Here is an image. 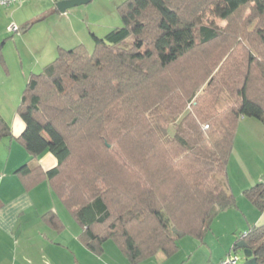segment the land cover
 <instances>
[{
  "label": "trees",
  "instance_id": "obj_1",
  "mask_svg": "<svg viewBox=\"0 0 264 264\" xmlns=\"http://www.w3.org/2000/svg\"><path fill=\"white\" fill-rule=\"evenodd\" d=\"M117 13L122 26L92 36L91 54L60 49L30 76L16 139L29 160L16 175L26 189L48 183L91 252L110 240L140 264L174 255L185 236L202 239L236 205L227 167L238 123L264 127V0H125ZM10 137L0 118V139ZM46 153L54 168L32 164ZM243 196L264 211L263 183ZM241 240L264 264V224L231 252Z\"/></svg>",
  "mask_w": 264,
  "mask_h": 264
},
{
  "label": "crops",
  "instance_id": "obj_2",
  "mask_svg": "<svg viewBox=\"0 0 264 264\" xmlns=\"http://www.w3.org/2000/svg\"><path fill=\"white\" fill-rule=\"evenodd\" d=\"M119 1L109 0L107 4L110 5L98 18V24L97 19L92 22L86 20L91 17L89 11L53 13L54 4L45 13L38 12L41 15L36 20L23 18L21 13L24 9H30L31 2L0 7V118L6 122L12 134L10 138L0 139V264H131L113 245L106 244L105 248L104 243L100 255L91 252L80 240L81 226L54 195L48 183L42 181L26 189L16 175L17 169L29 160L26 151L23 153L16 142L24 131L17 109L23 87L34 74L33 71L40 67V62L48 57L47 44L56 43L58 52L83 45V42L89 43L90 38L84 33L85 27L90 28V32L94 31L92 27H97L101 35L119 28L121 21L117 7L122 3L119 4ZM14 17L19 19L17 24L22 35L8 38L7 28L15 22ZM41 18L43 20L34 23L39 24L40 29L28 39L29 31L22 32V29ZM71 21L78 22L82 27L74 29ZM40 158L33 160L32 164L45 170L56 166V159L51 154L46 153ZM227 181L230 192L236 198L235 207L218 214L219 227L210 226V237H214L209 242H206L208 234L202 237L201 243L196 241V246L205 244L211 247L216 244L215 238L220 237L221 233L226 234L222 240L223 253L231 252L237 235L264 224V211H258L243 196L244 190L258 183L264 184V127L257 120L241 118L238 123L227 167ZM229 216L238 224H232ZM177 252L170 257L157 254L140 264H183L184 258L177 257ZM223 258L221 253L214 264Z\"/></svg>",
  "mask_w": 264,
  "mask_h": 264
},
{
  "label": "rangeland",
  "instance_id": "obj_3",
  "mask_svg": "<svg viewBox=\"0 0 264 264\" xmlns=\"http://www.w3.org/2000/svg\"><path fill=\"white\" fill-rule=\"evenodd\" d=\"M124 1L125 0H120L119 4L121 2H124ZM28 2H31L30 9L29 10L28 9H24L21 13L23 15V18H30L31 17L30 20H36L41 15V13H38V12H44L45 13L47 10L53 8V3L50 0H24L22 3L25 4V3H28ZM108 2H109V0H92L91 3L71 8L68 11H73V13H77V12H81L82 13V12L89 11L88 13L91 14V17H88L89 19L86 18V20H89V22H92L93 20L97 19L96 21H97V24H98V18L100 17L101 14L105 13L104 10L106 8H108L109 5H110V4H107ZM0 7H2V6H0ZM95 14H96V17H95ZM244 16H247L246 13H244ZM14 19H15V22H12L11 24H16V26L19 27L20 25L17 24L19 19H16V17H14ZM67 19H69V18H67ZM118 19H119V21H121L120 17ZM70 20H71V18H70ZM203 20L207 24L213 23L214 25H219L220 27H223L225 25L224 21L216 19V18L212 17L211 15H209L208 13L205 14ZM70 23L72 24V27L74 29L77 28L78 26H81L78 22L74 23V22L71 21ZM73 23L75 24V26L73 25ZM237 23H239V22H236V24ZM119 24H120V27H121L122 26V22H119ZM38 25L39 24H34L31 27L32 29L30 28L31 30L30 29L27 30V31H29V36H27L28 39L31 36H33L36 33V31H38L40 29L41 26H38ZM237 25H239V24H237ZM92 28H94L93 29L94 31H91V32H90V28L89 29L86 28V27L84 28L85 29L84 33L87 34V36L90 38V41H89V43H86V42L82 43L83 46H85V48L87 49V51L90 54L93 52V48H94L93 41H92V34H94L98 38H103L106 35V33L105 34L102 33L104 35H101V33L98 31L97 27L96 28L92 27ZM20 33H21V31L19 33H10V32H8V38L9 37H15L17 35H22ZM131 42H132V38H128L125 41V45H122V46H128ZM65 48H67V47H65ZM69 49H71V47H68L65 50H69ZM46 51H47L48 57L45 60H42L40 62L41 65H40L39 68H37V69H35V71H33L34 74L41 73L45 66H47L48 64H50L51 62H53L55 60V58L58 55L56 43H54V42L51 43L50 42L49 44H47V50ZM25 71L28 72V68L26 66H25ZM23 89H24V87H23ZM22 92H23V90H22ZM181 119H182V117L180 116L179 118H177V120H176V122L174 124H171L168 127V130H167V136L168 137L171 138L172 136H174V134L176 133V128L179 125V122L181 121ZM18 147H20L22 149L21 151H23V153H25V150L20 145ZM37 159L40 160L41 158L39 157ZM62 210L64 211V213L66 215H68L69 219H71V221L73 222L72 218L70 217V215L67 213V211L63 207H62ZM216 217L212 221L211 227H214V228L215 227H219V224H218L219 222H217L218 220H217ZM228 218L231 219L232 224H235V225L238 224L237 221L235 219H233L232 216H229ZM209 230L207 231L208 233L206 232L204 234V235L208 234V236L206 238L207 239L206 242H209L212 239V237H214V235L212 237H210V235H212V232H209ZM221 230L224 231L222 228H221ZM240 230H242V229H240ZM239 232H241V231H239ZM225 235L226 234L221 233L220 237L218 236L217 238H215L214 240L216 241V244H212L211 247H209L208 245L204 246L205 244L202 245V246H199V244H198L196 246V244H197L196 241L201 243V241H203V240L194 238L192 236H185V237H183L182 239L179 240L180 245H179V243H178V245L180 246V250H179L180 252L179 251L177 252V255H178L177 257H183L184 258L183 264L184 263H187V264H214L216 262L214 260L221 253L223 254V257H226L227 254L230 253L232 256H237L239 258V262L241 264H244L246 262V260H247V257L244 255L242 250H238L236 252H228L227 251V252L223 253V251H222V240H223ZM237 237H239V235H237ZM106 244H109L110 246L113 245L114 247H117L110 240L105 243V245H104L105 248H106ZM206 244H208V243H206ZM116 249H118V248H116ZM210 253H212V256L210 255ZM158 254H161V253H158ZM210 257H212V259H209Z\"/></svg>",
  "mask_w": 264,
  "mask_h": 264
},
{
  "label": "water",
  "instance_id": "obj_4",
  "mask_svg": "<svg viewBox=\"0 0 264 264\" xmlns=\"http://www.w3.org/2000/svg\"><path fill=\"white\" fill-rule=\"evenodd\" d=\"M90 1L91 0H61L56 2L55 8L58 12L65 13L71 8L86 5ZM235 250H242L244 255L247 257V260L244 264H255V260L251 258V251L244 240H241L236 244V247L233 251Z\"/></svg>",
  "mask_w": 264,
  "mask_h": 264
},
{
  "label": "built area",
  "instance_id": "obj_5",
  "mask_svg": "<svg viewBox=\"0 0 264 264\" xmlns=\"http://www.w3.org/2000/svg\"><path fill=\"white\" fill-rule=\"evenodd\" d=\"M23 0H0V6L2 7H8L13 3H21ZM53 4L57 2V0H50ZM7 31L10 33H19L20 29L15 25L11 24L8 28ZM228 261V264H241L239 262V258L237 256H232L230 253L221 259L217 264H225V261Z\"/></svg>",
  "mask_w": 264,
  "mask_h": 264
},
{
  "label": "clouds",
  "instance_id": "obj_6",
  "mask_svg": "<svg viewBox=\"0 0 264 264\" xmlns=\"http://www.w3.org/2000/svg\"><path fill=\"white\" fill-rule=\"evenodd\" d=\"M225 264H228V261L227 260L225 261Z\"/></svg>",
  "mask_w": 264,
  "mask_h": 264
}]
</instances>
